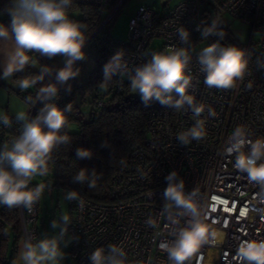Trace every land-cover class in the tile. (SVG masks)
I'll return each instance as SVG.
<instances>
[{
    "label": "clouds",
    "instance_id": "9594fccd",
    "mask_svg": "<svg viewBox=\"0 0 264 264\" xmlns=\"http://www.w3.org/2000/svg\"><path fill=\"white\" fill-rule=\"evenodd\" d=\"M72 5L73 0H10L6 7L10 23L0 24V54L4 57L0 79H8L15 73L23 72L32 63L33 54L49 59L61 56L65 62L64 67L59 69L41 64L37 74L17 81L22 90L41 85L37 102L42 103V107L34 117L28 111H17L15 121L20 124L19 134L0 145V205L8 209L23 207L29 213L33 212L46 185L30 187L31 181L36 176H47L53 151L71 143L64 129L68 123L67 114L71 113L73 105L69 103L60 108L56 100L61 85H66L65 91L71 93L72 86L68 82L80 74L75 64L86 58L84 47L88 39L87 24L70 18L69 9ZM222 25V20L216 17L210 24L197 27L202 40L219 37L216 42L207 44L198 52L192 47L189 31L180 26L177 34L183 46L153 52L146 63L136 66L129 75L131 92L138 93L146 106L153 100L178 111L185 110L187 106L193 115L194 124L177 134V140L183 145H189L194 140L200 141L206 136L205 120L201 118L205 106L196 102L192 91L194 78L191 66L194 54L199 72L204 74L203 82L210 89L234 88L237 81L249 74L247 50L220 43L226 35ZM257 65L264 68V63L259 60ZM102 71L101 88L111 82L114 75L128 72L124 50H117ZM53 75L55 82L50 79ZM46 78L49 82L44 84ZM207 113L210 117L216 116L211 107H208ZM12 123L11 117L0 113V124L11 127ZM251 136L247 126L238 125L228 138L224 151L227 156L234 157L233 167L237 172L246 174L247 180L259 188L257 195L264 197V137L252 139ZM92 155L90 149H76L77 159H90ZM101 177L102 173H97L95 169L89 173L82 168L72 176V181L95 188ZM177 178L176 171L165 177L167 187L163 192L164 202L159 217L167 219L173 226L183 221L184 226L175 228L171 232L173 239L160 247L167 253L170 264H191L192 258L204 246H215L223 241V233L213 227L215 221L213 224L207 222V209L215 212L219 205H225L226 212L231 209L227 208L226 200L216 196L211 198L214 203L205 204L198 188L186 192L184 180ZM65 199L77 201L81 208L84 206L76 190L67 191ZM248 211L247 207L243 208L240 217H246ZM145 223L150 228H159L158 218L149 217ZM71 224V217L62 214L59 221L53 219L51 222L54 234L25 237L19 246L18 260L13 261V264H61L65 259L63 249L74 239L69 236ZM66 237L69 239L66 240ZM234 258L239 264H264V238L242 240ZM89 259L91 264H130L126 250L118 244L95 248ZM202 259L203 256H200L197 264Z\"/></svg>",
    "mask_w": 264,
    "mask_h": 264
},
{
    "label": "built area",
    "instance_id": "2783aa9c",
    "mask_svg": "<svg viewBox=\"0 0 264 264\" xmlns=\"http://www.w3.org/2000/svg\"><path fill=\"white\" fill-rule=\"evenodd\" d=\"M125 1L73 0V4L98 9V31L112 21ZM154 1L137 9L129 21L125 42L108 39L106 62L121 49L128 62V72L114 76L129 80L132 69L146 63L153 52L183 46L177 34L180 26L189 31L192 47L201 42H216L218 39L212 37L202 40L197 27L210 24L221 15L239 20L248 29L247 41L240 42V48L249 54V74L237 81L234 88L210 89L203 82L204 74L199 72L194 54L192 91L196 102L205 106L201 118L205 120L206 136L189 145L177 140L179 132L194 124L187 106L179 111L166 105L149 109L141 145L129 154L125 172L111 182L112 202L96 203L80 195L84 201L81 208L77 201H68L72 220L69 236L74 238L68 244V259L70 264H91L89 257L95 248L118 244L126 250L130 264H149V261L151 264H170L167 253L160 246L173 239L171 232L183 227L184 222L173 226L167 219L159 217V213L167 187L165 177L176 171L177 179L185 182L186 192L196 187L205 204L214 203L211 198L216 196L226 200L227 208L231 209L224 211L225 205L217 206L215 212L207 209V222L213 224L215 221L213 227L223 233V241L215 246H204L192 258L191 264H197L200 256L203 259L199 264H239L234 258L239 243L264 238V202H261L264 197L257 195L259 188L247 180L246 174L237 172L233 167L234 157L227 156L224 150L238 125L247 126L252 139L264 137V68L257 65L258 60L264 63V0H178L174 3L166 0L160 9L153 6ZM222 22V26L229 29L230 22L225 23L223 19ZM154 41L161 42L159 50L152 47ZM60 99L61 95L56 103ZM103 106L102 100L98 99L97 108L102 110ZM208 107L216 112L215 117L208 116ZM35 108L36 105L27 109L33 117ZM75 116L80 117V113L76 112ZM19 130L20 127L13 123L11 127L0 124L1 142L18 135ZM245 207L249 209L248 214L240 217V211ZM19 215L24 238L36 236L33 226L36 207L32 213L19 207ZM149 217L158 218V229L148 227L145 222ZM157 232L160 234L156 235Z\"/></svg>",
    "mask_w": 264,
    "mask_h": 264
},
{
    "label": "trees",
    "instance_id": "16d2710c",
    "mask_svg": "<svg viewBox=\"0 0 264 264\" xmlns=\"http://www.w3.org/2000/svg\"><path fill=\"white\" fill-rule=\"evenodd\" d=\"M9 4L10 0H0V11L6 12V7ZM75 11L80 13L78 21L84 22L88 26L86 35L89 39L100 24L98 9L91 5L73 4L69 13ZM9 23L10 18H5L0 22L5 25ZM107 25L100 28L89 41L87 39L84 47L86 58L75 64V67L80 69V74L68 82L72 86L71 93L65 91L66 85L60 86L61 99L57 105L60 108H64L69 103L73 105L71 113L67 114L68 123L64 129V132L70 137L71 143L61 145L53 151L52 159L48 164L49 172L45 176L46 188L53 187L61 191L76 190L85 199L96 203L112 202L110 197L111 182L113 178L115 179L125 172L129 154L141 145L145 137L147 111L162 105L151 102L146 106L141 98L131 93L130 80L122 76H113L111 82L101 88L102 69L107 63L106 44L110 39L106 29ZM222 27L226 35L220 41L224 46L234 45L240 48L241 43L234 38L232 32L228 28ZM216 38L219 39V37H212L213 40ZM35 60L40 65H50L54 69L63 67L57 64L55 57L49 59L36 55ZM87 61H91L92 66L85 71L84 63ZM38 72L39 70L25 68L23 72L15 73L14 79L18 81ZM50 79L55 82L54 75ZM48 82L49 80L46 78L43 83L47 84ZM0 85L2 84L0 83ZM40 86L37 84L24 93L18 92L29 107L36 105L35 115L42 107V103L37 102V92ZM98 99L103 102L102 110L97 108ZM83 108H87V110L84 111ZM76 112L80 113V117L75 116ZM12 120L13 124L20 127L15 119L12 118ZM73 124L77 125V131L69 129ZM81 147L92 151L93 155L90 159H77L76 149ZM82 168L87 169L89 173L92 169H95L97 173H102L95 188H88L87 184L73 183L72 176ZM36 185L30 184L33 187ZM69 208L71 216L70 203ZM35 231H37L36 228ZM21 241L23 240L19 207L8 209L6 206L0 205V264H13L14 255Z\"/></svg>",
    "mask_w": 264,
    "mask_h": 264
},
{
    "label": "rangeland",
    "instance_id": "374dc122",
    "mask_svg": "<svg viewBox=\"0 0 264 264\" xmlns=\"http://www.w3.org/2000/svg\"><path fill=\"white\" fill-rule=\"evenodd\" d=\"M164 1L166 0H155L153 3V6L156 9H160L161 4ZM175 1H178V0H173V1L171 0L172 3H174ZM145 3H146V0H126L124 4L122 5V7L120 8V10L116 13L112 21L106 26L109 37L115 41L125 42L128 39L130 19L135 15L137 9L140 6L144 5ZM211 12H213V10H211ZM70 16L72 17V19L79 20L80 13L79 11H75ZM217 17H219L221 20L223 19L225 23L230 22L229 29L237 41L241 43H245L247 41L248 29L239 20L232 19L225 15H221V17L220 16H217ZM160 43H161L160 41H154L152 43V47L155 50H159ZM205 46H207V43L201 42L195 45L193 48L195 49V51H197L198 49H202ZM35 56L36 54L32 55L33 60L31 63V68L33 70H39L40 64L37 63V60H35ZM55 58H56V62L58 65L64 66L65 62L61 56H56ZM91 66H92L91 61L85 62L84 63L85 71H87ZM15 90L17 89L14 88V92ZM25 91L26 90H22L23 93ZM132 94L140 98V95L138 93H132ZM152 102L156 104H160L158 101H155V100H153ZM24 104L25 103L22 102L23 106ZM10 105H11L10 107L11 110L17 107V105H15L12 102L10 103ZM83 109L84 111L87 110V108H83ZM69 129L71 131H77V125L73 124L69 127ZM2 144L3 143L1 142V139H0V145ZM45 182H46L45 177H40V176L34 177L33 180L31 181V183L37 184V185L45 184ZM30 187H33V186H30ZM66 192L67 191H61L53 187H50L49 189L45 188L41 200L38 202V204L35 205L37 209V217H36V221L34 222V227L37 229L36 231L37 237L41 236V234H47V235L54 234L51 228V222L53 219H56L57 221H59L60 216L62 214H67L70 216L69 203L65 199ZM56 231H58V229ZM23 239H24V236L22 234V240ZM66 240H68V237H66ZM21 242L18 244L17 252L14 255L13 261L18 260V251H19V246ZM63 250L65 252V259L61 262V264H70L68 255H67L68 246L65 247Z\"/></svg>",
    "mask_w": 264,
    "mask_h": 264
},
{
    "label": "crops",
    "instance_id": "0c3cea01",
    "mask_svg": "<svg viewBox=\"0 0 264 264\" xmlns=\"http://www.w3.org/2000/svg\"><path fill=\"white\" fill-rule=\"evenodd\" d=\"M146 4V3H145ZM5 18H10L9 15L6 14V12L0 11V22L5 19ZM11 19V18H10ZM3 55L0 54V72H2V67H3ZM33 60V58H32ZM38 63V61H37ZM26 68H31V64L26 67ZM0 113H5L9 117L15 119V114L17 111L24 110L27 111L28 105L22 100L21 96L19 95V91L22 92V89H20L17 85V81L14 79V75L9 77L8 79H0ZM14 88L15 90L14 92ZM23 93V92H22ZM14 103L17 105V107L13 108L11 110V105L10 103ZM22 102H24V106L22 105Z\"/></svg>",
    "mask_w": 264,
    "mask_h": 264
},
{
    "label": "water",
    "instance_id": "95a60500",
    "mask_svg": "<svg viewBox=\"0 0 264 264\" xmlns=\"http://www.w3.org/2000/svg\"><path fill=\"white\" fill-rule=\"evenodd\" d=\"M152 2H153V0H146V4H147V5H150ZM96 32H97V30L93 33L92 36H94ZM92 36H91V37H92ZM91 37H90V38H91ZM90 38L88 39V41L90 40ZM221 44H223V43L221 42ZM223 45H224V44H223ZM63 67H64V66H63ZM63 67H62V68H63ZM53 80H54V79H53Z\"/></svg>",
    "mask_w": 264,
    "mask_h": 264
}]
</instances>
